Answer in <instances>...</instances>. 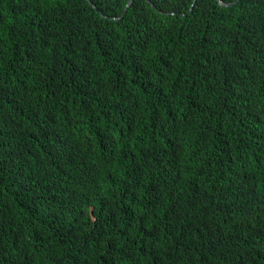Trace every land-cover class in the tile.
<instances>
[{
  "label": "trees",
  "instance_id": "obj_1",
  "mask_svg": "<svg viewBox=\"0 0 264 264\" xmlns=\"http://www.w3.org/2000/svg\"><path fill=\"white\" fill-rule=\"evenodd\" d=\"M130 1L0 0V264H264V0Z\"/></svg>",
  "mask_w": 264,
  "mask_h": 264
},
{
  "label": "clouds",
  "instance_id": "obj_2",
  "mask_svg": "<svg viewBox=\"0 0 264 264\" xmlns=\"http://www.w3.org/2000/svg\"><path fill=\"white\" fill-rule=\"evenodd\" d=\"M134 0H131L129 2V4H132ZM221 3H224L223 1H220ZM128 4V6H129ZM231 4V3H230ZM112 103H115V104H120V105H124L123 103L119 102L118 100H116L115 98L112 99ZM132 119L131 120H122L120 119V125L125 123V122H129L131 123L133 126H137L140 124V122L136 121L135 118L133 116H131ZM119 125V126H120ZM115 128L116 130L120 131V128ZM142 143H143V139L140 140L139 142H136V139H133L131 142H129V144L131 146H133V149L134 151H136L137 149L141 150V146H142ZM104 146V144H102ZM99 149V145L97 144L96 145ZM154 150V149H153ZM155 151V150H154ZM101 152V150H100ZM155 152H158V151H155ZM112 157V156H111ZM172 164H173V161L171 160L169 164H167L166 166L169 167L170 169L172 168ZM144 167H142V170H143ZM126 169V170H125ZM41 170V169H39ZM125 172H128L129 171V168H127V166H124V170ZM114 179L117 181V182H120V180L117 178V177H114ZM120 189H122L121 185H117V186H108V191L112 194L118 192ZM122 196L124 197L125 194L123 193ZM124 203H129L130 204V198H125L124 200ZM94 220H96V217L94 218ZM224 220L220 219L216 222V224L221 227L223 224H224ZM253 226L251 225H244V226H241L240 228H234V227H231L228 235L223 239L222 243L225 242V245H228L230 247H235L237 250L239 251H242V247L240 246V244L242 243V241L244 239H248L250 238V231L252 230ZM163 230V228L161 226H154L152 228H150L147 232V239H148V248L152 251L153 248L155 247V243H154V238L156 236H158ZM259 232V231H258ZM258 232L256 234H258ZM255 234V235H256ZM255 235H253L252 237H254Z\"/></svg>",
  "mask_w": 264,
  "mask_h": 264
},
{
  "label": "water",
  "instance_id": "obj_3",
  "mask_svg": "<svg viewBox=\"0 0 264 264\" xmlns=\"http://www.w3.org/2000/svg\"><path fill=\"white\" fill-rule=\"evenodd\" d=\"M222 5H224V6H229V5H231L230 3H221ZM130 5V4H129Z\"/></svg>",
  "mask_w": 264,
  "mask_h": 264
}]
</instances>
